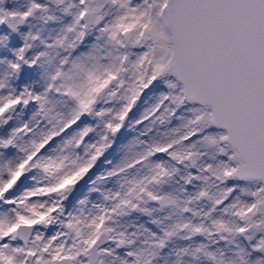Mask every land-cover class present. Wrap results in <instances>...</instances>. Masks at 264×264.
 <instances>
[{"label":"snow or ice","instance_id":"snow-or-ice-1","mask_svg":"<svg viewBox=\"0 0 264 264\" xmlns=\"http://www.w3.org/2000/svg\"><path fill=\"white\" fill-rule=\"evenodd\" d=\"M86 4L83 27L96 16ZM51 5L19 11L0 0V14L50 52ZM132 13L137 74L114 117L96 112L109 118L71 168L64 153L94 140L82 118L113 81L118 95L128 55H90L82 84L57 87L0 20V264H264V0H153ZM148 93L153 103L133 119ZM125 128L134 135L124 156L99 177L114 189L67 210L73 186Z\"/></svg>","mask_w":264,"mask_h":264},{"label":"clouds","instance_id":"clouds-1","mask_svg":"<svg viewBox=\"0 0 264 264\" xmlns=\"http://www.w3.org/2000/svg\"><path fill=\"white\" fill-rule=\"evenodd\" d=\"M152 2L153 0H87V4L84 7L95 9L96 16L95 18L91 15L86 16L83 23L87 27H83L79 19V12L81 10L80 0H52V14L57 17V22L52 26L54 29L52 41L57 44V47L50 52L41 46V39L33 38L36 35L34 30H32V36H28L27 32L21 33L15 26L16 24H20L21 21L17 20L13 23L10 20V13L8 11H3L0 14V20H3L6 25L22 38V43L23 39L26 38L27 44L31 45V47L25 46L23 54L29 59L41 57L38 64L41 82H44L49 77H57L55 80L57 87L62 88L66 79L74 84H82L85 73L81 69L83 65L88 63L90 55L101 58L109 56L123 58L125 54L128 55V59L124 64L127 71L120 73L121 78L124 80V86L117 89L118 95L116 97L111 96L109 93L119 81H113L109 88L103 90L97 99L95 108L87 115L90 123L82 125V128L88 127L93 129L88 135L93 136L94 140L88 141L87 137H85V141L82 142L81 146L68 149L64 153H72L70 160L65 161L69 168L72 167L70 161L76 160L77 156L81 158V161L87 160L89 157L85 152L86 143H94L99 139L98 133L103 130V123L109 117L107 115L99 117L96 115V112L102 109H112L111 116L114 117L116 115L115 109L120 106V98L124 95L128 84L135 78L137 74L138 53L140 52V44L137 42L140 28L133 18L132 9L144 8ZM30 3L31 0H4L5 7L11 4L19 11H23ZM133 24H136V27L130 29L127 34H124L117 28V25L128 26ZM69 27L73 31H68ZM114 33H119L115 40L112 39ZM39 35L41 38L46 39L49 36V32L45 31ZM121 42L123 43L121 44ZM45 53L48 54L45 55ZM49 59L52 60L51 63H48ZM102 62L108 63L109 61L103 60ZM149 99L153 101L151 95ZM81 161H77V163ZM107 172L108 170L104 175ZM99 177L102 176H97V181L104 182ZM37 179L47 182L42 172Z\"/></svg>","mask_w":264,"mask_h":264},{"label":"rangeland","instance_id":"rangeland-1","mask_svg":"<svg viewBox=\"0 0 264 264\" xmlns=\"http://www.w3.org/2000/svg\"><path fill=\"white\" fill-rule=\"evenodd\" d=\"M150 95L151 94L148 93L147 95L142 96L141 100L138 101L139 106L134 109V114L130 113V116L133 119L138 118L139 114L153 103V101L148 98ZM82 119L85 123H90L88 118ZM122 131L126 132V134L121 136L119 139L114 140L112 147L106 150L105 153L97 159V162L94 164L93 168L90 169L89 172L77 182L75 185L76 190L74 195L72 198L66 201L65 206L67 210H74L76 207H78L77 201L81 199H87L89 202L99 203L100 192L114 189V179H109L106 182H98L96 178L97 176H104V173L114 164L118 163L119 160L124 156V145L127 144L128 140L132 135H134V133L128 131L127 128ZM92 189H99V191H92ZM127 219H130L135 223H144L147 218L143 216H133ZM129 230L131 231L132 229L130 228Z\"/></svg>","mask_w":264,"mask_h":264},{"label":"water","instance_id":"water-1","mask_svg":"<svg viewBox=\"0 0 264 264\" xmlns=\"http://www.w3.org/2000/svg\"><path fill=\"white\" fill-rule=\"evenodd\" d=\"M73 192V191H72ZM72 192L70 194H72Z\"/></svg>","mask_w":264,"mask_h":264}]
</instances>
